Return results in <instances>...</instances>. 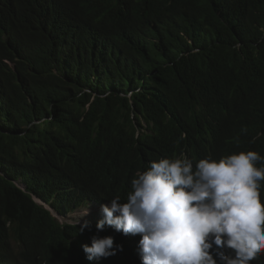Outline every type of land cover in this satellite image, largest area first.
<instances>
[{"label": "trees", "instance_id": "16d2710c", "mask_svg": "<svg viewBox=\"0 0 264 264\" xmlns=\"http://www.w3.org/2000/svg\"><path fill=\"white\" fill-rule=\"evenodd\" d=\"M248 151L264 157V0H0V264H138L131 235L52 212L126 202L160 158ZM94 235L123 250L87 260Z\"/></svg>", "mask_w": 264, "mask_h": 264}, {"label": "clouds", "instance_id": "9594fccd", "mask_svg": "<svg viewBox=\"0 0 264 264\" xmlns=\"http://www.w3.org/2000/svg\"><path fill=\"white\" fill-rule=\"evenodd\" d=\"M258 161L264 157L253 151L206 157L195 166L187 157L160 158L136 173L126 202L115 197L65 216L52 213L81 233L95 225L97 231L111 227L119 241L131 235L138 264H249L264 251ZM92 208L98 217L88 214ZM81 247L89 261L123 250L111 236L94 235Z\"/></svg>", "mask_w": 264, "mask_h": 264}, {"label": "rangeland", "instance_id": "374dc122", "mask_svg": "<svg viewBox=\"0 0 264 264\" xmlns=\"http://www.w3.org/2000/svg\"><path fill=\"white\" fill-rule=\"evenodd\" d=\"M90 213H92L96 217L99 216V213L96 212V209L95 208H92L91 211L88 214H90ZM81 216H83V214Z\"/></svg>", "mask_w": 264, "mask_h": 264}]
</instances>
